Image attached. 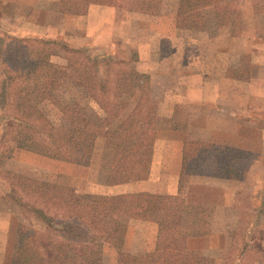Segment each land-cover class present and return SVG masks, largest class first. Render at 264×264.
Returning a JSON list of instances; mask_svg holds the SVG:
<instances>
[{"label":"crops","instance_id":"crops-1","mask_svg":"<svg viewBox=\"0 0 264 264\" xmlns=\"http://www.w3.org/2000/svg\"><path fill=\"white\" fill-rule=\"evenodd\" d=\"M57 1L53 0L51 12L44 13V8L42 12L36 8L29 11L35 14L39 11L44 17L47 15L48 19L52 16L56 25L44 23L38 27L39 30L37 25H33V30L28 28L27 33L37 39L66 38L62 39L65 47L80 49L100 59L104 64L114 61L110 63L112 69L116 65L115 62L122 60L127 63L128 68L146 76L149 97L155 102V136L150 152L147 157L140 159L134 168V178L119 183L107 181L113 156L110 145L100 135L95 140L91 160L86 165L15 148L11 156L4 161L3 169L32 180L67 187L73 194L81 197L137 193L178 197L183 201L180 233L184 240L185 253L196 257L198 264H218L229 258L233 259L230 256L234 244L233 234L239 224L233 175L247 174L253 162L258 161L264 148V129L259 130L262 133L259 136L261 142L253 149L234 143L228 139L230 134H221L232 129L230 122L233 121L215 118V128H211L208 120L204 118L207 115L232 117L234 114L246 117L241 114L243 111L249 112L250 102L264 99V49L259 45L235 43L241 39L240 33L243 38H249L250 29L245 27L249 25L248 20L245 22L249 15L241 8V3L245 0L239 2L241 13L243 12V27L239 28L240 33L239 29L238 33L235 32L232 25L215 24L213 5L217 0H213L209 15L207 9L210 8H207L202 0L204 26L201 30L181 29L176 26L179 0H111L108 4L90 3L81 16L60 14ZM44 17L42 16V19ZM70 20H81L79 44L73 41L68 43L67 37H62L65 35L61 32L62 23ZM260 21L259 15L256 23L260 25ZM208 29H213L214 36L225 33V44L221 49L192 38V35L201 37ZM49 31L50 34H46ZM251 31H256L263 39L264 33L258 28ZM202 48L217 54L205 61ZM192 56L193 60L190 58ZM66 61L56 62L53 56L50 58L53 66L61 70H67ZM207 85L209 87H206ZM56 96L59 104L69 110L70 105H64V100L81 98L86 105L87 100H90L84 95L70 97L61 91H57ZM125 97H128L131 104L121 108L122 115L114 124L106 125V131L133 110L139 93L137 91L134 95L112 96L110 100H127ZM234 98L241 100V112L236 109L235 111L233 107L229 110V102L233 103L231 100ZM203 105H208L213 111L202 110ZM41 106L57 110L56 115L53 114L54 119L49 120L53 126L58 128L65 124L64 115L56 104L44 101L36 110L41 112ZM89 107L90 103L84 108ZM37 114L41 116V113ZM4 130L3 123L0 125V134ZM209 132L217 133L220 138H203V135ZM224 147L247 152L249 159L246 167L235 172L232 157L221 164ZM26 158L34 163L26 162ZM229 164L231 166H228ZM0 178L3 187L1 194L6 197L10 186L4 178ZM256 195L259 201L264 195L263 189H258ZM11 204L9 208L18 213L17 227L27 228L26 220L29 219L31 228H35L27 232V240L30 243L36 232H46L52 238H58L63 235L61 230L69 227L67 209L38 203L51 217L48 224ZM257 205L259 207L260 203L257 202ZM119 222L121 227L115 243L101 241V264H117L119 252L146 256L151 262L158 242L157 222L126 217L120 218ZM48 226L49 231L45 228ZM27 258L28 253L25 259Z\"/></svg>","mask_w":264,"mask_h":264},{"label":"trees","instance_id":"trees-1","mask_svg":"<svg viewBox=\"0 0 264 264\" xmlns=\"http://www.w3.org/2000/svg\"><path fill=\"white\" fill-rule=\"evenodd\" d=\"M240 1L217 0L213 5L215 24H239L242 18ZM110 2L58 0L57 10L62 15L81 16L90 3ZM202 5V0H179L176 26L189 30L203 29ZM28 42L35 44L39 54L13 62V68L1 69L6 79V91L1 95L11 110L0 115V124L5 125L0 134V176L10 186L7 198L25 213L49 224L51 217L38 203L67 209L69 227L61 230L63 235L58 238H52L46 232H36L26 264H101L102 242L115 243L122 217L155 221L159 235L151 262L146 256L119 252L117 264H198L196 257L185 253L180 233L183 201L178 197L146 193L81 197L67 187L32 180L3 169L4 161L15 148L86 165L100 135L110 145L113 156L107 181L125 182L134 178L133 170L140 159L149 155L155 136V102L149 97L146 76L128 68L122 60L115 62L112 69L110 63L114 61L104 64L80 49L65 47L59 40L34 38ZM59 46L66 52L67 70L55 68L49 61V51ZM17 62L21 65L19 68L15 65ZM68 79L73 80L97 108L78 106L69 110L62 107L56 92ZM137 91L139 98L133 110L106 131L101 125L105 117H101L100 112L108 111L110 98L134 95ZM44 101L60 108L66 125L56 128L47 118H42L39 123L35 119L30 122L22 120L23 113L27 116L33 113L34 116L33 111ZM222 151L221 164L232 157L235 172L246 167L247 152L226 147Z\"/></svg>","mask_w":264,"mask_h":264},{"label":"rangeland","instance_id":"rangeland-1","mask_svg":"<svg viewBox=\"0 0 264 264\" xmlns=\"http://www.w3.org/2000/svg\"><path fill=\"white\" fill-rule=\"evenodd\" d=\"M41 1L42 0H0V115L8 110H11L9 106H6L7 104L3 99L4 97L2 98L1 95L5 94L4 92L6 91V79L3 76L1 69L9 68V66L13 68V65H11L13 62L21 58H30L39 54L35 44L28 42V40L34 39V36H29L30 34L27 33L28 28L31 29L33 25H37L38 28L43 26L44 23L52 26L56 25L52 20V16L48 19L47 15L44 17L43 13L39 14V11L42 12L43 8L45 9L44 13L51 12V8L54 4L53 0H46L45 2ZM212 3L213 0H204L205 6L210 8L207 9L208 15L212 11ZM27 8L28 10H26ZM35 8L39 10L37 14L29 12L31 11L30 9ZM241 8H243V11L249 15V17L245 19V22L248 20L247 24H249L245 25V27L247 26L250 29L248 31L249 38H243V35L240 33V29L243 27V21H241L239 24L233 26L235 32H237L240 28L238 32L241 36V39L235 41V43L259 45L261 49H264V36L263 39H261L256 31H251L258 28L260 32L264 33V0H245L241 3ZM259 15L261 19L260 25L256 23ZM42 16L44 19H42ZM61 27V32L63 31L65 34L62 37H67L69 40H67L68 43H72V41L73 43H80L81 20L79 22L72 20L65 21V23H62ZM31 30H33V28ZM37 30H39V28ZM212 30L213 29H208V32L203 34L201 37H194L192 35V38L203 41V43H206L207 45L213 44L214 48L221 49V47L225 44V33L222 32L218 36H214ZM46 34L49 35L50 31ZM251 35L253 36L250 38ZM54 37L55 36H49V38ZM57 38L58 37H55L54 39L59 40L60 42H62V39L66 40V38ZM202 52L205 54L203 58L205 61L210 60V58H213L217 54L212 50H210V52L203 50V48ZM49 53V61L51 56H53V59L56 62L66 61V52L60 46L55 48L52 47ZM190 58L193 60V56ZM15 65L18 68L21 66L18 62L15 63ZM253 74L256 75L255 73ZM206 87H209V85ZM58 90L68 96L70 95V97L72 95H77V97L83 95L81 93L82 90L79 86H76L71 79L66 80ZM125 98L127 100H110L108 111L106 113L100 112V116L105 117L101 122L103 128L106 125L108 126L109 124L115 123L120 115H122L123 109L121 108L126 106L129 107L131 101L128 100V97ZM78 99L72 98L71 100H64L63 103L64 105L68 103L71 109L80 105L88 107L89 103L90 107L94 106L97 108L93 102H90L91 100H87L86 105V103L83 104L84 101L81 98ZM231 101H233V103L229 102V110L233 107L234 110L236 109L240 111V107L242 106L241 100L234 98ZM250 105L249 112L246 113L243 111L241 114L246 117L238 116L236 114L231 115L232 117L220 115L219 117H213L207 115L204 119L208 120L207 122L211 128H215L214 121H217L215 118L233 121L230 122L233 125L232 129H228V132L221 134H230L231 136L228 137V139L233 140L234 143L243 144L255 149L257 143L261 142V137L259 136L264 133L259 131L264 129V99L260 101H251ZM48 107H46V109L45 106H41V112L39 110L33 111L34 116L33 113L29 116H27L26 113H23L22 120L30 122L32 119H35L38 120V123L42 118L53 120V114L56 115L57 110L53 108L49 110ZM202 110L207 112L213 111L210 110L208 105H203ZM219 112L221 111H218V113ZM37 113H41V116ZM207 135H203V138L206 137L208 139L217 140L220 138V136L215 132H209ZM28 160L29 159L26 158V162H30L32 164L34 163L33 161ZM262 184H264V148L260 153L258 161L253 162L251 169L247 174L233 175V187L235 188L239 224L233 234L234 244L230 255L233 259L229 258L227 261H222L218 264H264V195L260 197L259 201H257L256 195L258 189H263L264 191V185ZM1 188L3 187L0 183V264H26V253H28L31 245V243L27 240L29 239L27 235L29 233L27 232L32 229L35 230V228H31V222L29 219L26 220L27 228L22 226H19V228L17 227V222L19 221L18 213L14 212L12 208H9V204L12 205V202L10 199L7 201V196L5 197L1 194V190H3ZM257 202L260 203V208L258 207ZM45 228L47 231L50 230L49 226Z\"/></svg>","mask_w":264,"mask_h":264}]
</instances>
